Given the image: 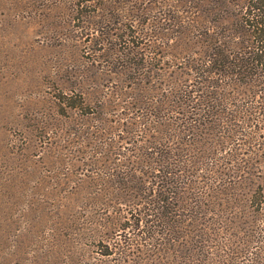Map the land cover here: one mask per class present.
Here are the masks:
<instances>
[{
  "label": "rangeland",
  "instance_id": "1",
  "mask_svg": "<svg viewBox=\"0 0 264 264\" xmlns=\"http://www.w3.org/2000/svg\"><path fill=\"white\" fill-rule=\"evenodd\" d=\"M189 14L180 0H0V264H176L173 257L162 259L149 251L147 256L130 250L134 261L129 263H119L117 253L102 254L104 244L136 237L130 228L111 229L115 220H128L119 221L107 203L109 196L99 195L98 184L84 181L92 177L91 160L111 158L105 143L122 133L100 138L99 124L87 127L78 114L62 112L55 96L73 87L105 93L122 84L111 79L84 82V76L105 70L103 63H96L97 70L91 71L86 62L93 53L85 47L94 36L91 27L103 18L130 30L146 26L147 36L137 42L160 46L154 62L157 73L187 72L184 63L198 56L195 34L179 25ZM156 22L176 25L154 36L150 25ZM162 83L153 84L159 88ZM116 114L109 117L113 120ZM200 139L207 154L202 162L214 168L218 162L209 157L216 148H206L214 145L206 136ZM229 175L219 184L225 188L229 183L224 195L212 198L205 214L198 216L196 229L213 240L198 256L200 262L189 264H264V162ZM213 185L220 188L215 181ZM94 204L105 206L102 215ZM189 217L179 219L191 222ZM101 234L104 239L97 236Z\"/></svg>",
  "mask_w": 264,
  "mask_h": 264
},
{
  "label": "trees",
  "instance_id": "2",
  "mask_svg": "<svg viewBox=\"0 0 264 264\" xmlns=\"http://www.w3.org/2000/svg\"><path fill=\"white\" fill-rule=\"evenodd\" d=\"M180 2L191 15L179 25L195 34L198 55L184 63L187 72L157 73L154 62L160 46L137 42L147 36L146 26L130 30L128 25L116 27L111 18H103L91 27L94 36L85 47L93 53L86 62L91 71L97 70L96 63H103L105 70L84 76V82L117 80L122 84L105 93L100 88L72 86L55 96L62 112L78 114L87 127L99 124L100 138L122 133L105 143L111 158L91 160L92 177L84 180L98 184L99 195L109 196L107 203L119 221H130L115 220L111 229L130 228L136 237L104 244L102 254L117 253L119 263L134 261L132 249L162 259L173 257L176 264L198 262L213 240L208 232L196 229L201 223L198 216L205 214L212 198L224 195L229 183L221 188L220 181L230 177V172L236 175L264 162V0ZM172 24L156 22L150 25L151 32L163 35ZM156 80L163 82L161 87L153 84ZM128 84L129 90H124ZM115 112L112 120L109 116ZM201 136L214 144L206 148H216V154L210 151L209 157L218 162L214 168L202 162L207 154L200 148ZM228 142L232 147L225 150ZM123 144L129 146L126 151L120 149ZM199 187L203 194H196ZM120 204L129 207L114 208ZM94 207L103 214V204ZM181 216H191V222ZM97 236L104 239L102 234Z\"/></svg>",
  "mask_w": 264,
  "mask_h": 264
}]
</instances>
